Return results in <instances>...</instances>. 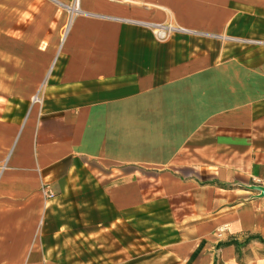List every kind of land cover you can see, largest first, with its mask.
<instances>
[{"label":"crops","instance_id":"1","mask_svg":"<svg viewBox=\"0 0 264 264\" xmlns=\"http://www.w3.org/2000/svg\"><path fill=\"white\" fill-rule=\"evenodd\" d=\"M71 1L0 0V264H264V0Z\"/></svg>","mask_w":264,"mask_h":264},{"label":"built area","instance_id":"2","mask_svg":"<svg viewBox=\"0 0 264 264\" xmlns=\"http://www.w3.org/2000/svg\"><path fill=\"white\" fill-rule=\"evenodd\" d=\"M115 1H129V0H115ZM67 8V12H68V19L67 22L64 26V29L61 32V36H60V44L61 47L63 46V44L66 42L68 36H69V32L72 26V23L75 19L76 16L80 15L83 11L81 9V0H72L70 2V4H68L66 6ZM129 23H132L133 25L136 26H141V27H145L149 30L152 31V33L154 34L155 38L158 41L164 42L169 40L176 32L181 31L180 29H178L177 27H175L172 23H167V24H153V23H148V22H140V21H129ZM245 42L252 44V45H256V46H264V41L261 40H244ZM60 51L58 52L53 66L54 64L57 62L58 57L60 55ZM52 66V68H53ZM41 99H40V95L39 92L33 97V103H40ZM47 197L48 198H53V195L50 192H47ZM227 226H222L219 228V233L221 236L224 231L226 230Z\"/></svg>","mask_w":264,"mask_h":264},{"label":"rangeland","instance_id":"3","mask_svg":"<svg viewBox=\"0 0 264 264\" xmlns=\"http://www.w3.org/2000/svg\"><path fill=\"white\" fill-rule=\"evenodd\" d=\"M64 29V26L62 27V30ZM62 32V31H61ZM71 216V215H70ZM72 217H74L73 220H69V224H71L73 226V231L77 232L78 230H82V226L77 224L75 222V215H73ZM64 223H67L66 219L63 220ZM136 231H134L135 233ZM139 236V235H138ZM136 236L134 235V238ZM103 238H106V237H103ZM90 245V244H89ZM119 247H114V246H109L108 243H104V247H98L97 245L96 246H80V247H70L68 248L69 252L73 255H76L78 257L79 260L85 258H93V257H97L99 255H102L104 256L103 257V260H109L110 257L106 256V255H109V254H112L113 252H115L116 250H118ZM67 250V248H66ZM148 252V249H143L139 246H134L133 247V251H132V263L133 264H136L140 258H142V254ZM113 257V256H111ZM120 258L119 255H117V257L115 258L116 260ZM146 258V257H145ZM95 264V263H94Z\"/></svg>","mask_w":264,"mask_h":264},{"label":"water","instance_id":"4","mask_svg":"<svg viewBox=\"0 0 264 264\" xmlns=\"http://www.w3.org/2000/svg\"><path fill=\"white\" fill-rule=\"evenodd\" d=\"M251 190L259 191L260 194L258 197L263 198L264 197V187L263 186H250Z\"/></svg>","mask_w":264,"mask_h":264}]
</instances>
